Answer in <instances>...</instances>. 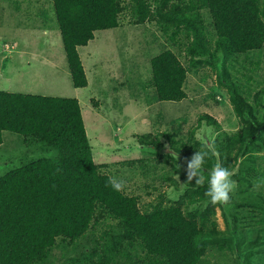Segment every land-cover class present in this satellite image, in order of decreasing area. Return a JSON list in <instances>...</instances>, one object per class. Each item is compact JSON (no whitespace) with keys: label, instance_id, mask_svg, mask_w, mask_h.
<instances>
[{"label":"trees","instance_id":"16d2710c","mask_svg":"<svg viewBox=\"0 0 264 264\" xmlns=\"http://www.w3.org/2000/svg\"><path fill=\"white\" fill-rule=\"evenodd\" d=\"M53 8L76 88L89 84L78 47L88 45L97 30L120 27L126 12L134 25L161 20L165 30L172 27L170 39L178 48V41L185 46L189 65L174 48H166L151 59L157 100L183 101L188 97L189 72L203 62L211 64L220 71L221 83L233 93L236 108L249 125L231 136L240 142L234 164V149L230 150L225 140L214 142L220 163L230 172L238 165L256 167L258 155L252 153L258 147L254 138L263 140L258 148L264 147L263 111L247 105L233 90L238 86L230 69L236 64L240 66L237 71L251 79L261 64L264 0H53ZM206 13L212 35L206 32ZM220 51L236 55L234 62L220 65ZM262 85L256 100L264 93ZM201 120L220 127L209 114L201 115ZM4 131L20 134L26 143L55 154L33 158L0 175V264H55L49 258L60 246L59 239L64 250L78 251V255L61 254V264H201L209 255L214 235L208 223L211 207L193 210L192 206L209 200L205 192L217 154H211L212 159L203 165L207 175L202 187L187 181L184 172L180 180L188 188L182 202L143 210L139 197L114 191L106 184L111 176L94 160L78 98L0 90V145ZM260 173L261 180L256 174L252 176L264 185V167ZM235 177L237 183L253 181L242 175ZM188 189H192L191 194ZM104 218L116 220L118 226L114 230L109 227L102 238L106 245L99 250V246L95 248V221Z\"/></svg>","mask_w":264,"mask_h":264},{"label":"rangeland","instance_id":"374dc122","mask_svg":"<svg viewBox=\"0 0 264 264\" xmlns=\"http://www.w3.org/2000/svg\"><path fill=\"white\" fill-rule=\"evenodd\" d=\"M205 16L206 32L212 35L208 13ZM122 18L120 27L97 30L88 45L78 47L89 84L76 88L53 0H0V90L78 98L94 160L100 170L124 181L123 192L139 197L143 210L152 205L178 204L186 197L188 188L187 183L180 180L186 172V158L200 151L208 152L205 161L210 160L211 154H217L214 142L223 140L230 150L234 149V164L240 142L233 141L231 136L249 125L246 126L236 108L233 93L221 83L220 71L208 62L198 64L189 72L186 99L158 101L152 83L151 59L166 48H174L180 59L189 65L185 46L180 41L179 48L173 44L169 36L173 28L165 30L161 20L134 25L127 12ZM214 40H211L212 48ZM218 56L220 65L223 62L230 65L236 55L220 51ZM259 58L261 64L251 79L243 77L236 64V68L230 70L238 86L234 85L233 90L247 105L261 109L264 118V93L260 99L255 97L264 83V49ZM203 114L213 116L220 127L209 124L210 120L200 121ZM261 133L264 136V129ZM3 140L0 175L33 158L55 154V151L26 143L23 136L11 131L3 132ZM254 140L258 147L263 141ZM258 147L252 153L258 155L257 168L252 164L248 168L238 165L231 171L230 179L236 187L229 194L227 204L213 205L205 200L192 206L193 210L208 207L212 210L208 223L214 233L213 243L201 264H264V185L252 176L256 174L261 180L260 167H264V147ZM217 157V164L222 165L219 153ZM203 175L206 178L207 174ZM239 175L253 180L252 183H237L235 176ZM191 191L188 189L190 194ZM95 226L98 239L95 248L99 246L102 250L106 245L102 238L109 227L114 230L118 226L117 221L99 219ZM58 241L60 246L53 250L51 262L61 264L59 257L64 252L78 255L77 250L70 251L73 248L64 250L62 239Z\"/></svg>","mask_w":264,"mask_h":264},{"label":"clouds","instance_id":"9594fccd","mask_svg":"<svg viewBox=\"0 0 264 264\" xmlns=\"http://www.w3.org/2000/svg\"><path fill=\"white\" fill-rule=\"evenodd\" d=\"M173 158L176 155L172 153ZM208 156V152L197 151L191 158L187 159V181H192L195 178V184L197 186H203L205 183V177L203 175L205 158ZM232 173L228 168L216 164L211 169L208 176V187L205 195L209 198V202L213 205L227 204L230 201V193L235 189V182L230 179ZM106 184L110 186L114 191H122L124 187V181H118L114 177H109Z\"/></svg>","mask_w":264,"mask_h":264}]
</instances>
